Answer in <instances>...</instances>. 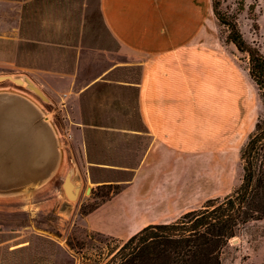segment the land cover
Returning <instances> with one entry per match:
<instances>
[{"label":"rangeland","instance_id":"rangeland-1","mask_svg":"<svg viewBox=\"0 0 264 264\" xmlns=\"http://www.w3.org/2000/svg\"><path fill=\"white\" fill-rule=\"evenodd\" d=\"M19 1L22 19L36 24L37 60L53 63V73L60 76L28 78L46 102L9 83L0 82V92L27 98L48 117L59 142L60 166L43 187L0 196V264L118 263L113 257L126 241L90 232L82 219L124 188L130 168L151 145L138 116L139 67L126 65L127 57L110 41L99 0ZM216 1L225 22L264 59V0ZM218 24L216 39L230 44L229 94L222 100L205 96L209 107L202 123L199 109L191 112L193 141L187 154L179 150L173 158L175 190L164 191L171 196L167 201L182 204L171 217L221 200L240 184L239 153L264 111L248 74V55L226 41L230 27ZM57 44L64 46L62 52ZM4 76L27 77L0 68ZM68 175L77 187L74 200L63 189ZM221 264H264V218L240 228L223 249Z\"/></svg>","mask_w":264,"mask_h":264},{"label":"crops","instance_id":"crops-1","mask_svg":"<svg viewBox=\"0 0 264 264\" xmlns=\"http://www.w3.org/2000/svg\"><path fill=\"white\" fill-rule=\"evenodd\" d=\"M21 6L19 0H0V68L27 79L60 76L53 63L37 60L36 24L22 19ZM99 10L126 65L139 67L138 116L151 145L130 168L124 188L82 220L88 231L125 242L149 225L169 224L187 213L171 217L182 204L167 201L171 196L164 191L175 190L173 158L179 150L187 154L193 141L191 112L199 109L202 123L209 107L205 96L222 100L229 94L230 44L215 37L219 24L212 0H99ZM56 47L62 52L64 46Z\"/></svg>","mask_w":264,"mask_h":264},{"label":"trees","instance_id":"trees-1","mask_svg":"<svg viewBox=\"0 0 264 264\" xmlns=\"http://www.w3.org/2000/svg\"><path fill=\"white\" fill-rule=\"evenodd\" d=\"M212 0L217 21L230 27L226 41L248 55V74L264 108V59L248 45L235 26L225 22ZM240 184L221 200L183 214L169 224L149 225L129 238L110 264H221V254L241 227L264 218V111L242 146Z\"/></svg>","mask_w":264,"mask_h":264},{"label":"water","instance_id":"water-1","mask_svg":"<svg viewBox=\"0 0 264 264\" xmlns=\"http://www.w3.org/2000/svg\"><path fill=\"white\" fill-rule=\"evenodd\" d=\"M25 81L29 91L47 101L29 79ZM59 166V142L44 113L21 95L0 92V196H18L43 187L56 175ZM73 187L68 175L63 189L72 200L77 193V187L71 192ZM90 190L88 187L86 194Z\"/></svg>","mask_w":264,"mask_h":264},{"label":"bare ground","instance_id":"bare-ground-1","mask_svg":"<svg viewBox=\"0 0 264 264\" xmlns=\"http://www.w3.org/2000/svg\"><path fill=\"white\" fill-rule=\"evenodd\" d=\"M2 82L13 84V85L20 86V87H27L25 77L23 76H4ZM74 189H75V186L73 187L71 192H73Z\"/></svg>","mask_w":264,"mask_h":264}]
</instances>
